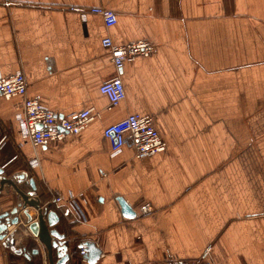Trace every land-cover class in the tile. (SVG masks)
Segmentation results:
<instances>
[{
    "label": "crops",
    "instance_id": "obj_1",
    "mask_svg": "<svg viewBox=\"0 0 264 264\" xmlns=\"http://www.w3.org/2000/svg\"><path fill=\"white\" fill-rule=\"evenodd\" d=\"M92 8L114 11L116 25L76 10ZM108 37L155 51L117 73ZM20 73L45 108L93 111L79 135L35 146L18 120L24 98H0V168L35 182L60 217L69 264H90L87 242L102 251L95 264H264V0H0V78ZM117 75L126 98L111 107L99 88ZM131 114L154 119L165 152L137 159L124 147L112 157L104 130ZM71 194L84 195L76 209ZM119 198L136 218L123 216ZM21 202L5 186L0 216ZM36 216L26 208L6 237ZM0 264H26L5 238Z\"/></svg>",
    "mask_w": 264,
    "mask_h": 264
},
{
    "label": "built area",
    "instance_id": "obj_2",
    "mask_svg": "<svg viewBox=\"0 0 264 264\" xmlns=\"http://www.w3.org/2000/svg\"><path fill=\"white\" fill-rule=\"evenodd\" d=\"M85 17L87 14L98 15L103 19L107 28L117 23V15L114 11L102 8L76 9ZM103 46L109 50L112 63L117 73H120L128 61L137 57H150L155 46L148 41H139L126 46H116L108 37L104 39ZM28 81L23 74H16L0 78V98L10 99L13 97L24 98V112L18 117L21 131L24 137H28L35 146H48L54 142H61L67 136H77L94 119L93 111L84 110L72 113L68 116L60 115L45 108L37 98L27 96ZM100 93L107 97L111 107L118 106L126 98V91L121 77L105 81L99 88ZM104 136L111 143L112 157L121 153L124 147L133 148L137 159H144L167 150V144L160 137L154 126V119L150 116L131 114L125 119L109 125L104 130ZM84 195H69L67 203L73 208L78 207V199ZM58 198L57 202H62ZM77 211V210H76ZM142 212H152L151 206L143 207ZM33 215H26V220H31ZM208 252V251H207ZM86 253L81 251V255ZM167 264H214L211 261H176L168 260Z\"/></svg>",
    "mask_w": 264,
    "mask_h": 264
},
{
    "label": "water",
    "instance_id": "obj_3",
    "mask_svg": "<svg viewBox=\"0 0 264 264\" xmlns=\"http://www.w3.org/2000/svg\"><path fill=\"white\" fill-rule=\"evenodd\" d=\"M5 186H10L19 195L22 202L12 212L0 216V239L5 238L9 249L17 256L23 257L26 264H37L42 259L45 264H69L71 246L67 235L59 230L60 217L50 209V205L42 206L41 200L35 196L37 188L35 182L27 181L25 175L7 177L5 170L0 168V191H3ZM26 186L30 188V192L25 190ZM118 202L125 218H136V213L124 199L119 198ZM28 207L37 211L36 221L28 224L20 232L6 237L12 227L19 225L18 215ZM25 231L29 233L30 237L23 241L20 247H17L14 244V239L17 234ZM81 248L86 253L85 258L88 263L95 264L99 261L102 251L96 243L87 242Z\"/></svg>",
    "mask_w": 264,
    "mask_h": 264
}]
</instances>
